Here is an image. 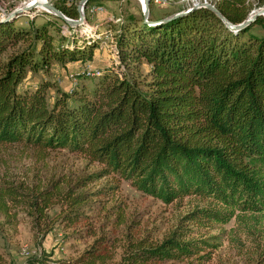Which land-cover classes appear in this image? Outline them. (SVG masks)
<instances>
[{
  "label": "trees",
  "instance_id": "1",
  "mask_svg": "<svg viewBox=\"0 0 264 264\" xmlns=\"http://www.w3.org/2000/svg\"><path fill=\"white\" fill-rule=\"evenodd\" d=\"M80 1L52 4L78 19ZM97 1L88 0L84 8ZM215 6L232 24L244 21L252 8L249 0H217ZM176 12L151 17L149 9L145 17L141 8L139 16L118 18L113 50L120 68L99 69L98 75L80 69L73 74L77 83L51 99L49 80L28 86V72H47L53 63L90 62L98 38L82 31V22L71 25L57 15L61 23L48 17L27 26L16 23L18 14L0 18V144L66 149L98 165L72 182L2 185V204L7 198L25 209L41 234L55 220L71 227L89 217L91 197L107 196L116 186L92 192L86 187L109 174L165 203L198 196L222 206L196 208L185 217L196 222H226L237 211L236 216L264 212V33L251 31L255 24L264 30V17L232 29L209 8L196 7L159 22ZM10 47L17 48L6 53ZM143 61L148 79L126 74L125 65ZM85 79L90 84L79 82ZM115 215L122 220L121 211ZM180 229L155 245L131 244L117 264L192 257L198 247L183 238L188 230ZM104 255L98 244L71 264H101ZM24 264L44 262L33 257Z\"/></svg>",
  "mask_w": 264,
  "mask_h": 264
},
{
  "label": "rangeland",
  "instance_id": "2",
  "mask_svg": "<svg viewBox=\"0 0 264 264\" xmlns=\"http://www.w3.org/2000/svg\"><path fill=\"white\" fill-rule=\"evenodd\" d=\"M30 1L0 0V18L7 16L2 14L21 8ZM46 1L52 3V0ZM203 1L150 0V16L162 17ZM205 1L215 5L217 0ZM249 2L252 4L251 11L264 5L256 6V0ZM141 8L140 0H99L83 8L84 20L80 29L84 31L85 28V33L90 32L98 38L93 60L88 62L92 68H120L122 63L118 59V52L113 50V32L119 24L117 20L129 13L139 16ZM47 9L38 5L30 10L18 11L16 23L27 26L30 20L39 22L48 17L61 23ZM62 31L66 33L67 27L63 26ZM251 31L258 35L264 33L258 24L253 25ZM52 33L59 37L56 30L52 29ZM16 48L10 47L6 53ZM82 66L79 62L64 66L53 63L47 72L29 71L26 84L35 86L49 80L47 97L51 99L57 91H68L77 83L73 74L79 72ZM125 67L127 75L140 80L150 77L149 66L144 61ZM99 69L85 67L83 71L98 75L97 71L101 74ZM79 82L90 84L88 79ZM97 168L96 163L90 164L81 154L66 149L42 150L22 143L0 144V190L6 184L18 186L24 183L29 187H42L58 179L72 182ZM104 185L116 187L107 196L91 197L95 205L87 210L89 217L71 227H63L55 220L52 229L43 234L33 227L32 218L25 209L7 198L3 205L0 197V264H24L33 257L41 258L44 264H71L83 251L98 244L104 245L105 255L101 264H117L131 244L143 242L144 245H155L180 228L188 230L183 238L194 240L198 247L192 257L153 260L150 264H264V212H247L236 216L237 211L226 222L208 218L196 222L185 217L196 208L222 209V206L210 198L198 196H185L165 203L141 193L129 181L119 180L113 174L90 183L86 189L92 192ZM56 210L53 207L48 211L49 218ZM118 210L122 214L121 221L115 215Z\"/></svg>",
  "mask_w": 264,
  "mask_h": 264
},
{
  "label": "water",
  "instance_id": "3",
  "mask_svg": "<svg viewBox=\"0 0 264 264\" xmlns=\"http://www.w3.org/2000/svg\"><path fill=\"white\" fill-rule=\"evenodd\" d=\"M87 1L88 0H81L79 2V4H78L79 18L78 19L67 18L57 8H55L52 3L49 5V7H47L48 9L46 11L51 12V13L63 18L67 23H69L71 25H76V24L82 22V20H84V18H83V8H84L85 3ZM149 3H150V0H144V5L142 6V10H143V13H144L145 17L148 16ZM37 6H38L37 3H31V4H28V5L26 4L24 8H18V9L13 10L12 12H10L6 16V20L14 18L18 14V11H22L24 9L30 10V9L35 8ZM196 7L209 8L210 10L215 12L226 23V25H228L232 29H240L242 27H245V26L249 25L257 16L264 15V5H263L262 7H258L257 9L251 11L249 13V15L247 16V18L244 21H242L241 23L232 24L227 19H225V17H223V15L219 12V10L216 8V6L214 4L209 3V2H203V3L194 4L193 6L187 8V9H184V10H181L179 12L173 13L172 15L161 19L159 22H163V21L171 19V18H173L175 16H178L180 14L186 13V12L192 10L193 8H196Z\"/></svg>",
  "mask_w": 264,
  "mask_h": 264
},
{
  "label": "bare ground",
  "instance_id": "4",
  "mask_svg": "<svg viewBox=\"0 0 264 264\" xmlns=\"http://www.w3.org/2000/svg\"><path fill=\"white\" fill-rule=\"evenodd\" d=\"M203 2H207V1H203ZM203 2H200V3H203ZM31 3H37L38 5H43V6H45V7H49V5L51 4L50 2H48V1H46V0H31L30 2H27L26 4L28 5V4H31ZM140 3H141V7L144 5V0H140ZM210 3V2H209ZM25 4V5H26ZM197 4V3H196ZM25 5L23 6V7H21V8H24L25 7ZM194 5V4H193ZM193 5H191V6H193ZM190 6V7H191ZM189 8V7H188ZM98 10H101V9H98Z\"/></svg>",
  "mask_w": 264,
  "mask_h": 264
},
{
  "label": "crops",
  "instance_id": "5",
  "mask_svg": "<svg viewBox=\"0 0 264 264\" xmlns=\"http://www.w3.org/2000/svg\"><path fill=\"white\" fill-rule=\"evenodd\" d=\"M85 67H89V68H91V69H99V68H96V67H93V68H92L90 65H88V62H86V63L83 64L81 70H83Z\"/></svg>",
  "mask_w": 264,
  "mask_h": 264
},
{
  "label": "built area",
  "instance_id": "6",
  "mask_svg": "<svg viewBox=\"0 0 264 264\" xmlns=\"http://www.w3.org/2000/svg\"><path fill=\"white\" fill-rule=\"evenodd\" d=\"M98 11H100V10H98ZM9 14V13H8ZM4 15H7V13H5V14H2V16H4ZM115 58H117V57H115ZM88 65H90V64H88Z\"/></svg>",
  "mask_w": 264,
  "mask_h": 264
}]
</instances>
